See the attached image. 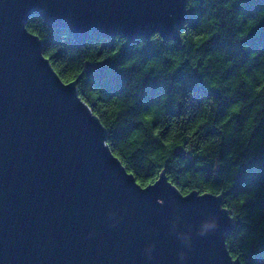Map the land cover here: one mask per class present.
<instances>
[{
	"label": "water",
	"instance_id": "95a60500",
	"mask_svg": "<svg viewBox=\"0 0 264 264\" xmlns=\"http://www.w3.org/2000/svg\"><path fill=\"white\" fill-rule=\"evenodd\" d=\"M189 0H0V264H242L222 197L129 175L63 82L31 17L91 35L180 41Z\"/></svg>",
	"mask_w": 264,
	"mask_h": 264
},
{
	"label": "trees",
	"instance_id": "16d2710c",
	"mask_svg": "<svg viewBox=\"0 0 264 264\" xmlns=\"http://www.w3.org/2000/svg\"><path fill=\"white\" fill-rule=\"evenodd\" d=\"M227 2L189 0L180 41H164L158 34L132 42L124 36L91 35L79 45L67 30L50 28L40 16L31 17L26 28L39 37L44 57H50L63 82L79 80L78 95L106 129L107 144L113 154L142 187L154 184L165 172L169 182L184 196L192 192L221 196L222 206L235 221L232 233L226 236L230 256L242 264H264V98H258L229 119V109L250 99V89L242 86L232 99H226L223 91H210L200 75L185 71L191 59L216 52L242 55V66L251 63L250 73L259 70V64L249 61L248 53L242 52L234 37L252 19L254 26L242 43L250 51H264V17L259 16L264 0H235L231 12L219 7ZM192 3L195 8L190 7ZM237 16H243V22ZM213 30L219 34L201 46L196 45V37L211 35ZM186 56L189 59L184 60L182 67L168 75L167 69L175 63L169 57ZM232 76L234 73L229 72L225 79ZM181 91L185 96L193 94V114L187 123L179 121L175 127L168 123L161 139L175 131L174 139L185 147L191 146V152L175 145L168 151L151 135L171 117L178 119L188 113L183 104L175 110L172 107ZM201 97H214L216 108L212 112L199 111ZM163 98H167L166 109L160 108ZM257 104L262 106L261 111L255 112L253 118ZM153 107L160 110L156 120L148 125L143 116L151 114L146 109ZM200 119H207L208 123L197 128ZM189 133L191 139L187 138ZM201 150L203 154L197 155Z\"/></svg>",
	"mask_w": 264,
	"mask_h": 264
},
{
	"label": "clouds",
	"instance_id": "9594fccd",
	"mask_svg": "<svg viewBox=\"0 0 264 264\" xmlns=\"http://www.w3.org/2000/svg\"><path fill=\"white\" fill-rule=\"evenodd\" d=\"M233 3H235V0H229V2L219 5V7L231 12L233 9ZM190 7L195 8L196 4L192 3L190 4ZM259 16L264 17V10L259 13ZM236 19L243 22L244 18L243 16H237ZM210 23L217 22L210 21ZM253 26V20L248 19L247 24L243 27L242 31H238L236 33L234 42L240 44L243 53H248L250 62H257L259 64V70L250 73L252 64L248 63L247 66H242L244 64L242 55L233 56L229 52H216L214 54H209L206 57L197 56L195 59H191V62L185 68V71H187L189 75H191L193 72L200 75L202 83L205 84L210 91H223L226 99H232L235 92L242 86H245L246 90L250 89V99H248L246 102L240 101L236 105L232 106L229 109V119L232 115L239 114L243 108L253 105V102L258 98H264V51H250L249 46L242 43L248 37ZM218 34V30H213L211 35H200L196 37L195 43L197 46H201L204 43L210 41L213 36ZM154 39H159V37H155ZM169 59H175L173 66L167 69L168 75H173L177 69L182 67L184 60L189 59V57L186 56L183 59L169 57ZM213 62H215L214 67H212ZM149 67H154V65L150 64ZM229 72L234 73V76L225 79L226 74ZM180 87L182 88L183 86L180 85ZM192 95L193 94L191 92H189L187 96H185L184 91L179 92L174 98L172 107L175 110L180 104H183L188 109V113L179 117L178 119L176 117H171L170 121L162 123L161 126L156 127L151 133V135L158 139L168 151H171L174 145L185 148L186 152L193 151L191 146L185 147V145L174 139L176 136L175 131L167 139H161V133L165 130V127L168 126V123H172L173 127H175V123L179 121H184L187 123L189 115L193 114V108L191 107L193 101L190 99ZM163 99L164 103L160 105V108L166 109L167 98ZM261 107L262 106L259 104L255 105L253 118H255V112L261 111ZM215 108L216 101L214 97H209L207 99L201 97L199 111L212 112ZM159 110L160 109L156 107L146 109V112H150L151 114H146L143 116L144 122L148 125H151L156 120V113ZM207 123V119H200L199 124H197L196 127L199 128L200 125ZM225 123H227V120H225ZM248 123L251 127L252 120H249ZM222 126L223 125H221V127ZM187 138L191 139V133H189ZM204 147H207V145ZM196 154L202 155L203 151L201 150V152ZM153 159H155V157H153Z\"/></svg>",
	"mask_w": 264,
	"mask_h": 264
},
{
	"label": "snow or ice",
	"instance_id": "6c2138e0",
	"mask_svg": "<svg viewBox=\"0 0 264 264\" xmlns=\"http://www.w3.org/2000/svg\"><path fill=\"white\" fill-rule=\"evenodd\" d=\"M44 59L47 60V59H50V57H47V56H46V57H44ZM129 175H131V173H129ZM150 183H151V182H150Z\"/></svg>",
	"mask_w": 264,
	"mask_h": 264
}]
</instances>
